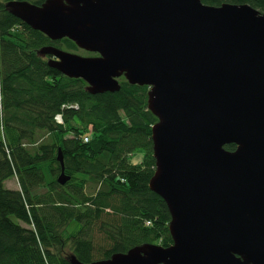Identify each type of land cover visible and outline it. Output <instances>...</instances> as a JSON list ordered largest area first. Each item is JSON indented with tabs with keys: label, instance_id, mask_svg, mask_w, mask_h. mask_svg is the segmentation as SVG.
<instances>
[{
	"label": "water",
	"instance_id": "1",
	"mask_svg": "<svg viewBox=\"0 0 264 264\" xmlns=\"http://www.w3.org/2000/svg\"><path fill=\"white\" fill-rule=\"evenodd\" d=\"M8 9L49 39L94 53L39 51L89 93L119 90L121 76L148 86L157 118L149 187L166 203L172 243L91 264H264V13L201 0L13 1ZM56 160L64 184L61 148Z\"/></svg>",
	"mask_w": 264,
	"mask_h": 264
},
{
	"label": "trees",
	"instance_id": "2",
	"mask_svg": "<svg viewBox=\"0 0 264 264\" xmlns=\"http://www.w3.org/2000/svg\"><path fill=\"white\" fill-rule=\"evenodd\" d=\"M13 1L44 0H0V264H72L71 256L91 264L141 244L169 246L170 214L149 187L157 118L147 108L148 86L121 76L119 90L89 93L84 80L49 67L39 53L47 45L80 48L12 15ZM201 1L264 13V0ZM70 103L77 108L63 107ZM58 148L70 176L64 184ZM138 149L141 159L132 163ZM13 177L18 186L7 187Z\"/></svg>",
	"mask_w": 264,
	"mask_h": 264
},
{
	"label": "rangeland",
	"instance_id": "3",
	"mask_svg": "<svg viewBox=\"0 0 264 264\" xmlns=\"http://www.w3.org/2000/svg\"><path fill=\"white\" fill-rule=\"evenodd\" d=\"M75 53H78V54H80V55H85V56H88V55H94V54H92V53H91V54H88V53H90V52L84 51V50H82V49H79V51H76ZM142 154H143L142 149H138V150H136V151L134 152V154L130 157V161H131L132 163L139 162L140 159H141ZM5 184H6L7 187H10V188H16V187L18 186V184H17V180H16L15 177H13V178L7 180V181L5 182ZM90 189H91V188L87 187L86 191L89 192ZM71 226H72V225H71ZM71 226H70V227H71ZM70 227H69L68 229H70ZM71 228H72V227H71Z\"/></svg>",
	"mask_w": 264,
	"mask_h": 264
},
{
	"label": "built area",
	"instance_id": "4",
	"mask_svg": "<svg viewBox=\"0 0 264 264\" xmlns=\"http://www.w3.org/2000/svg\"><path fill=\"white\" fill-rule=\"evenodd\" d=\"M63 107L64 108L68 107V108H74L75 109V108H77V105L74 104V103H70V104H67V105H63ZM54 118H55L57 123H62V116H61L60 113L55 114ZM87 140H88V136H84L83 137V141L86 142Z\"/></svg>",
	"mask_w": 264,
	"mask_h": 264
},
{
	"label": "bare ground",
	"instance_id": "5",
	"mask_svg": "<svg viewBox=\"0 0 264 264\" xmlns=\"http://www.w3.org/2000/svg\"><path fill=\"white\" fill-rule=\"evenodd\" d=\"M51 46H53V45H51ZM58 71V70H57ZM54 120H55V118H54ZM56 121V120H55Z\"/></svg>",
	"mask_w": 264,
	"mask_h": 264
}]
</instances>
